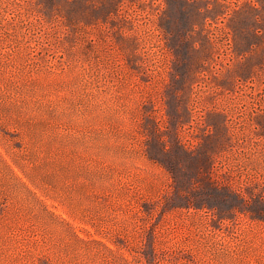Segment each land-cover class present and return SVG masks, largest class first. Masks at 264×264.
Listing matches in <instances>:
<instances>
[{
    "label": "rangeland",
    "instance_id": "rangeland-1",
    "mask_svg": "<svg viewBox=\"0 0 264 264\" xmlns=\"http://www.w3.org/2000/svg\"><path fill=\"white\" fill-rule=\"evenodd\" d=\"M0 264H264V0H0Z\"/></svg>",
    "mask_w": 264,
    "mask_h": 264
}]
</instances>
